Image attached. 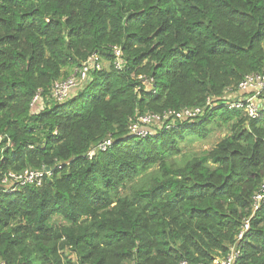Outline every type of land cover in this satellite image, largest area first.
Here are the masks:
<instances>
[{
  "label": "trees",
  "instance_id": "16d2710c",
  "mask_svg": "<svg viewBox=\"0 0 264 264\" xmlns=\"http://www.w3.org/2000/svg\"><path fill=\"white\" fill-rule=\"evenodd\" d=\"M252 73L264 0H0V176L49 167L41 186L0 191V264H215L232 247L231 264H264V110L129 130ZM71 76L84 81L59 100Z\"/></svg>",
  "mask_w": 264,
  "mask_h": 264
},
{
  "label": "built area",
  "instance_id": "2783aa9c",
  "mask_svg": "<svg viewBox=\"0 0 264 264\" xmlns=\"http://www.w3.org/2000/svg\"><path fill=\"white\" fill-rule=\"evenodd\" d=\"M120 50L114 48V65L116 68L120 69L122 63L120 61ZM96 56L89 57L84 63L83 68L79 72L80 79H84L87 76L89 69L94 65L98 67L96 62ZM142 78L141 76L139 77ZM77 82V77L71 76L65 80L56 81L53 85V94L61 100L67 93L68 90L75 86ZM143 83L148 85L146 79H143ZM38 98L36 95L33 102ZM32 102V103H33ZM223 103L228 108H236L243 110L250 117H257L264 110V74L252 73L246 75L243 80L239 83L236 90H226L220 97L213 98L208 97L206 102L202 106L196 107H185L179 111H168L163 115L157 114H145L138 117L137 122L130 126V133L134 135H144L148 133L146 126H157L164 124V120L171 118L172 124L175 119L183 120H193L198 116H203L211 108L215 107L217 104ZM168 125V124H167ZM110 145V140L99 142L96 146H93L89 152L88 156L91 157L96 150H105ZM49 173L46 167H41L40 169H25L21 172H8L0 176V191L13 192L17 187L25 186L27 184H33L35 186H41L45 175ZM260 196H256L258 200ZM257 205H255V208ZM248 227V221L244 223L243 228ZM242 236V233L238 234V238ZM238 252L235 247H232L229 255L225 259H216L215 264H231L236 258ZM180 264H190L186 261Z\"/></svg>",
  "mask_w": 264,
  "mask_h": 264
},
{
  "label": "rangeland",
  "instance_id": "374dc122",
  "mask_svg": "<svg viewBox=\"0 0 264 264\" xmlns=\"http://www.w3.org/2000/svg\"><path fill=\"white\" fill-rule=\"evenodd\" d=\"M101 63L104 64V65L107 64L106 61H104V60H102ZM77 81H78L77 84H80L84 80H78L77 79ZM224 134H225V131L224 130L214 132L213 134H211L206 139H203L201 141L200 140L194 141V143H192L191 148H193L196 151H200V150H204V149H209V148L213 147L223 137Z\"/></svg>",
  "mask_w": 264,
  "mask_h": 264
},
{
  "label": "water",
  "instance_id": "95a60500",
  "mask_svg": "<svg viewBox=\"0 0 264 264\" xmlns=\"http://www.w3.org/2000/svg\"><path fill=\"white\" fill-rule=\"evenodd\" d=\"M47 170H49V167H46Z\"/></svg>",
  "mask_w": 264,
  "mask_h": 264
}]
</instances>
